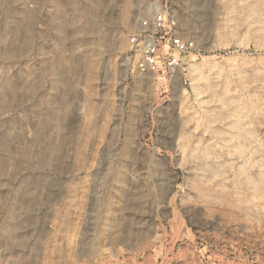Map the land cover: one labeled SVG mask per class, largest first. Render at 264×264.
Listing matches in <instances>:
<instances>
[{"label": "rangeland", "instance_id": "374dc122", "mask_svg": "<svg viewBox=\"0 0 264 264\" xmlns=\"http://www.w3.org/2000/svg\"><path fill=\"white\" fill-rule=\"evenodd\" d=\"M213 263L264 264V0H0V264Z\"/></svg>", "mask_w": 264, "mask_h": 264}, {"label": "built area", "instance_id": "2783aa9c", "mask_svg": "<svg viewBox=\"0 0 264 264\" xmlns=\"http://www.w3.org/2000/svg\"><path fill=\"white\" fill-rule=\"evenodd\" d=\"M130 41L140 51L138 70L166 74L170 78L183 65L186 55L195 49L194 43L181 36L175 13L162 4L156 8L152 18L140 21V29Z\"/></svg>", "mask_w": 264, "mask_h": 264}]
</instances>
